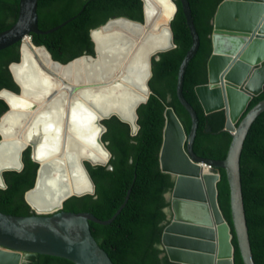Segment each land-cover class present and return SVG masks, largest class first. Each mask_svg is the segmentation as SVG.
<instances>
[{
  "label": "water",
  "instance_id": "water-1",
  "mask_svg": "<svg viewBox=\"0 0 264 264\" xmlns=\"http://www.w3.org/2000/svg\"><path fill=\"white\" fill-rule=\"evenodd\" d=\"M178 1L190 33L191 45L178 67L175 92L178 101L189 114L191 126L187 134L172 107H165L162 142L158 159L161 171L170 174L173 185L164 193L165 199L169 203L163 209L168 222L164 225L160 241L156 246L162 251L160 257L166 256L169 261L178 264H234L233 234L217 200L216 183L220 178V173L210 170V168H221L225 172L229 187L232 229L243 264H255L243 203L240 155L251 124L264 111V99L259 100L246 111L249 102L252 98L258 96L264 87V0H222L217 5L212 18L211 53L206 63L207 81L205 84L197 85L194 91L205 114L220 110L225 114L223 130L230 134L231 140L225 157L222 159L197 155L192 148L198 119L196 112L182 94V84L186 67L198 49L199 37L195 30L188 0ZM38 2L39 0H20L19 15L16 22L9 29L0 32V51L17 43L22 45L25 38L28 37L31 40V34L51 33L71 20L69 19L47 31H42L39 28ZM142 2L144 22L146 16L145 0H142ZM171 2L174 6V12L168 23L169 43L165 45L159 42V45L147 57L149 76L146 83L148 93L136 106L135 126H132L118 114H108L100 119L102 131L99 142L107 150L108 159L110 158V152L106 148V143L101 140V136L106 130L102 121L114 116L129 126L131 135L137 132L139 128L137 108L144 104L150 95L148 80L151 77V58L158 59L160 53L175 47L170 23L177 7L173 0ZM113 19H124L138 24L143 23L124 17ZM110 20L112 19L107 20L101 26ZM101 26L89 32L90 40L93 43V55H81L62 64L53 60L44 46L36 47L43 48L48 52L52 62L61 66L84 57L97 58L99 59V62L97 60L99 74L106 75L108 72L111 73L114 57H112V52L106 49V52H103V55L98 58L96 42L92 35V31ZM20 50L18 62L21 60ZM18 62H12L8 67L13 82L19 88L18 93L4 88L0 90V93L5 91L15 96L23 95L27 99L29 98L27 106H19L20 109L17 110V115L20 123L13 130L19 142H21L20 166L2 172L0 188L4 189L6 187L3 178L4 172H18L22 168V151L26 147L30 149V158L38 163L34 185L38 170L42 165L43 158L41 159V155H43L44 159L60 157L59 171L61 174L66 173V171L68 173L67 168L73 160L80 161L91 188L70 192L63 199L58 209L48 213H39L33 209L26 199V194L34 187L33 185L24 193L23 197L33 214L16 216L4 214L0 211V264H29L28 259L33 254L63 258L72 264H114L92 236L89 222L100 225L110 224L125 205L130 189L127 190L123 202L106 220H101L90 212L76 213L62 209L63 202L69 196L94 193V183L85 162L91 165H104L107 164L108 160L102 162L86 158L85 155L82 157V149L75 150L77 148H73L72 143L79 142L80 147L82 142L79 140V136L73 133L79 124L77 125V121L74 120L75 127L71 125L70 104L68 103L65 104L64 115L60 114L57 117L58 124L62 122L58 132L55 129L50 138L44 142H41L39 136L36 137L38 142L32 138L33 126H36L35 121L38 118L39 111L55 98L58 89L51 90L52 86L44 76L42 79L44 84L36 80L29 81V79H26L24 82L18 80L12 72V65ZM39 70L47 76L48 74L54 76L57 81H62L61 87L67 88L69 94L76 89V86H67L63 79L57 77L51 69L44 65H40ZM39 75H34V78L37 79ZM46 80L47 82H45ZM103 82L102 85H105ZM0 99L6 103L8 108L0 116L1 121L5 113L8 112L10 104L1 96ZM51 131L49 129V132ZM69 131L70 134L68 135ZM69 142H71V147L68 148ZM37 146L42 149L40 155L35 152ZM67 150L68 152H66ZM71 153L78 155L73 158Z\"/></svg>",
  "mask_w": 264,
  "mask_h": 264
},
{
  "label": "trees",
  "instance_id": "trees-1",
  "mask_svg": "<svg viewBox=\"0 0 264 264\" xmlns=\"http://www.w3.org/2000/svg\"><path fill=\"white\" fill-rule=\"evenodd\" d=\"M177 11L171 20L174 48L151 58L150 95L137 108L138 130L131 135L130 128L112 116L102 121L105 132L101 136L110 152L107 164L91 165L85 162L94 183L93 194L69 196L62 209L70 212H90L106 220L128 199L108 225L89 222L92 236L114 264H178L160 257L157 248L164 225L168 222L163 210L168 206L164 193L173 181L168 172L161 171L158 153L162 142L165 107H172L185 132L190 131L189 114L176 96L178 67L191 45V37L178 0H173ZM222 0H188L195 30L199 37L196 54L188 63L182 84V94L196 112L198 119L193 151L200 156L222 159L231 136L224 131L225 114L222 110L205 114L194 91L205 84L206 63L211 53L210 34L212 18ZM20 0H0V32L9 29L19 15ZM39 28L47 31L71 19L51 33L31 34L35 46H44L53 60L62 64L81 55H93L89 32L107 20L124 17L143 22L142 0H39ZM20 43L0 51V90L18 93L9 65L19 61ZM263 91L249 102L246 111L259 100ZM0 99V116L7 111ZM243 116V115H242ZM22 168L3 173L6 187L0 188V211L4 214L27 216L33 214L24 201V193L32 188L38 163L30 158V149L22 151ZM216 183L218 205L232 231L234 264H243L229 207V187L225 172ZM240 178L244 210L251 251L255 264H264V111L251 124L240 155ZM29 264H72L70 261L48 255L33 254Z\"/></svg>",
  "mask_w": 264,
  "mask_h": 264
},
{
  "label": "bare ground",
  "instance_id": "bare-ground-1",
  "mask_svg": "<svg viewBox=\"0 0 264 264\" xmlns=\"http://www.w3.org/2000/svg\"><path fill=\"white\" fill-rule=\"evenodd\" d=\"M145 8L146 16L143 23L112 19L92 31L98 58L107 49L112 52L115 60H112L111 73L108 72L106 75L99 74L97 58L84 57L61 66L53 63L48 52L33 45L28 37L23 40L20 50L21 60L12 65L14 76L23 82L29 79L42 84H44L42 79L46 77L52 86L51 90L58 89L55 98L39 111V115L37 114L36 126H33L32 131L34 133L31 134L36 142H38L36 137H41V142H44L50 138L55 129L57 132L60 130L62 122L58 124L57 117L60 114L64 115L65 104L68 103L71 125L75 127V121L77 125L79 124L73 133L78 135L82 142L80 147L79 142L72 143L73 148L82 149V157L85 155L84 157L96 161H107L109 154L99 142L102 131L100 119L108 114H118L135 126L136 106L148 93L147 57L159 45V42L165 45L169 43L168 23L174 12L171 0H145ZM40 65L51 69L57 77L63 79L67 86H76V89L69 94L67 88L61 87L62 81H57L54 76L49 74L47 76L40 72ZM34 75L39 76L35 79ZM102 81L105 85H102ZM0 96L10 104L8 112L0 121L1 183V174L4 170L20 166L21 142L13 130L20 123L17 110L20 109L19 106H27L29 98L23 95L15 96L5 91L1 92ZM49 129L52 131L49 132ZM67 147H71V142ZM35 150L37 155L42 152L39 146ZM71 155L75 158L78 154L71 153ZM41 159L42 165L38 170L36 183L26 194L27 202L37 212H52L61 206L63 199L70 192L91 188L80 161L73 160L67 168L68 173L66 171L61 174L60 157L44 159L41 155Z\"/></svg>",
  "mask_w": 264,
  "mask_h": 264
},
{
  "label": "rangeland",
  "instance_id": "rangeland-1",
  "mask_svg": "<svg viewBox=\"0 0 264 264\" xmlns=\"http://www.w3.org/2000/svg\"><path fill=\"white\" fill-rule=\"evenodd\" d=\"M210 170L213 171V172H217V171H215L213 168H210Z\"/></svg>",
  "mask_w": 264,
  "mask_h": 264
}]
</instances>
